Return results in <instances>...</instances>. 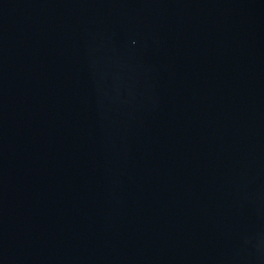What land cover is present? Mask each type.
Segmentation results:
<instances>
[{
  "label": "water",
  "instance_id": "obj_1",
  "mask_svg": "<svg viewBox=\"0 0 264 264\" xmlns=\"http://www.w3.org/2000/svg\"><path fill=\"white\" fill-rule=\"evenodd\" d=\"M0 264H264V0H0Z\"/></svg>",
  "mask_w": 264,
  "mask_h": 264
}]
</instances>
